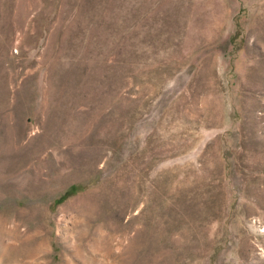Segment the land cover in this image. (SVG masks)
<instances>
[{
	"label": "rangeland",
	"instance_id": "obj_1",
	"mask_svg": "<svg viewBox=\"0 0 264 264\" xmlns=\"http://www.w3.org/2000/svg\"><path fill=\"white\" fill-rule=\"evenodd\" d=\"M0 264H264V0H0Z\"/></svg>",
	"mask_w": 264,
	"mask_h": 264
},
{
	"label": "trees",
	"instance_id": "obj_2",
	"mask_svg": "<svg viewBox=\"0 0 264 264\" xmlns=\"http://www.w3.org/2000/svg\"><path fill=\"white\" fill-rule=\"evenodd\" d=\"M76 188H77V186H75V185L70 186V188L68 189L67 193H73V192H75ZM71 189H73V190L70 191Z\"/></svg>",
	"mask_w": 264,
	"mask_h": 264
},
{
	"label": "bare ground",
	"instance_id": "obj_3",
	"mask_svg": "<svg viewBox=\"0 0 264 264\" xmlns=\"http://www.w3.org/2000/svg\"><path fill=\"white\" fill-rule=\"evenodd\" d=\"M36 251V250H35Z\"/></svg>",
	"mask_w": 264,
	"mask_h": 264
}]
</instances>
